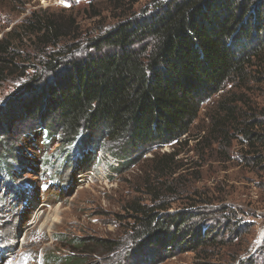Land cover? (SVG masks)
<instances>
[{
  "label": "trees",
  "instance_id": "16d2710c",
  "mask_svg": "<svg viewBox=\"0 0 264 264\" xmlns=\"http://www.w3.org/2000/svg\"><path fill=\"white\" fill-rule=\"evenodd\" d=\"M156 10L119 23L97 39L95 54L71 60L62 72L56 61H48L46 74L32 78L19 96L0 107L2 183L11 184L16 169L24 167V137L39 139L45 152L58 142L52 155L42 154L40 166L55 159L67 167L105 150L123 162L115 169L119 173L153 150L173 147L163 155L154 151V179L146 184L151 204L134 199L124 207L131 220L128 243L73 241L77 250L92 246L95 255L124 248L105 264H158L176 252L206 251L218 242L211 227L216 220L228 222L226 227L236 233L232 218L216 219L208 207L168 212L169 197L177 190L165 177L175 174L176 148L212 97L217 96V107L210 118L211 136L222 145L239 141L253 164H263L264 115L246 92L229 99L224 93L227 85L242 90L249 83H264V0H171ZM59 27L36 12L22 26L40 43L55 41ZM15 33L0 39V83L21 72ZM43 262L62 263L53 255ZM64 263L86 264L84 257L73 255Z\"/></svg>",
  "mask_w": 264,
  "mask_h": 264
},
{
  "label": "rangeland",
  "instance_id": "374dc122",
  "mask_svg": "<svg viewBox=\"0 0 264 264\" xmlns=\"http://www.w3.org/2000/svg\"><path fill=\"white\" fill-rule=\"evenodd\" d=\"M168 1L171 0H0V39L16 30L19 37L15 42L16 55L21 68V72L0 83V107H6L14 96H19L32 78L46 74L44 66L48 61H56L61 65L58 72H62L71 60H85L95 54L97 39L119 23L134 15L155 12L160 2ZM34 12L60 23V35L55 41L40 43L38 37L24 34L22 26ZM46 76L49 80L52 73ZM244 92L264 115V83H249L242 90L227 85L224 94L229 99ZM216 97L205 103L191 134L176 148L175 174L165 177L177 190L169 197L168 212L208 207L216 219L224 215L232 218L236 233L226 227L228 222L213 221L211 227L218 242L203 252H176L158 264H264V156L263 164L257 166L249 160L252 155L246 154L245 145L239 141L222 145L211 136L210 118L216 112ZM38 140L22 138L24 167L16 169L17 178L11 184L2 183L4 176L0 177V237L5 238L0 240V264H44L43 259L49 255L59 258L61 264L72 255L84 257L86 264L112 260L124 248L109 253L96 249L95 255L91 254L95 249L92 246L88 251L77 250L72 243L81 238L128 243L131 220L124 207L134 199L151 204L146 184L154 179L151 160L156 150L113 176L104 162L116 166L117 161L107 153L100 166L97 154L75 160L67 167H59L55 159L40 166L41 160L44 161L42 154L52 155L59 144L56 142L45 152ZM173 150L167 146L156 153L163 155ZM84 175L87 182L81 181ZM49 177L52 179L45 180ZM204 201L207 203L201 204ZM196 203L197 207L191 208ZM38 209L39 219L31 226ZM56 210L57 223L43 226L46 216ZM28 229H33L32 244L22 251ZM13 243V248L2 249ZM12 249L21 250L23 257H17ZM8 251L16 258L7 257Z\"/></svg>",
  "mask_w": 264,
  "mask_h": 264
},
{
  "label": "bare ground",
  "instance_id": "6f19581e",
  "mask_svg": "<svg viewBox=\"0 0 264 264\" xmlns=\"http://www.w3.org/2000/svg\"><path fill=\"white\" fill-rule=\"evenodd\" d=\"M108 155V154H107ZM105 156V155H104ZM119 165V163L117 162V164H116V166H118ZM87 175H84V177L81 179V181H88V177H86ZM80 177H81V175H80ZM43 208V204L41 205V207H40V209H42ZM40 209H38V210H36L37 212H36V214L34 215V218H33V220H32V222L29 224V225H31V226H33L34 224H36L37 223V221H38V219H39V210ZM59 217H58V212H57V210L52 214V215H49V216H46V218H45V220L43 221V226H46V227H50V226H52V225H54L55 223H57V219H58ZM40 228V227H39ZM28 231V233L26 234V238H25V241H24V244H23V247L21 248V250L23 251L24 250V247L25 246H27V245H31L32 244V240H31V238H32V234H33V229H28L27 230ZM10 234L11 235H13V233H8V234H6V235H9L10 236ZM14 236V235H13ZM2 237H4V236H2L1 235V237H0V240H4L5 238H2ZM15 237V236H14ZM2 238V239H1ZM11 238H13V237H11ZM13 245H14V243L13 244H8V245H5V246H3V248L2 249H4V248H8V247H12L13 248ZM14 251H15V254L17 255V257H20V258H22L23 257V254H22V256H21V250L20 251H16L15 249H13ZM1 253H2V251H1ZM11 254H13V253H11ZM11 254H10V251H8L7 252V254H6V256L7 257H10L11 256ZM3 258V257H2ZM12 264H19V262H14V263H12Z\"/></svg>",
  "mask_w": 264,
  "mask_h": 264
}]
</instances>
